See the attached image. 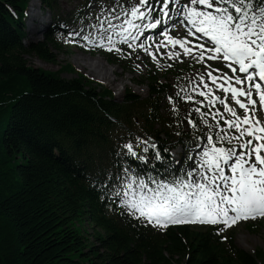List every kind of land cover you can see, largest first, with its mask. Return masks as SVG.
<instances>
[{
	"label": "trees",
	"instance_id": "obj_1",
	"mask_svg": "<svg viewBox=\"0 0 264 264\" xmlns=\"http://www.w3.org/2000/svg\"><path fill=\"white\" fill-rule=\"evenodd\" d=\"M40 1L53 23L42 41L24 46L29 0H0V264H264V252L239 248L232 230L148 228L101 191L96 181L124 160L137 171L152 170L150 159L121 158L126 149L119 142L130 128L140 127L141 139L156 142L166 161L170 137L181 142L186 135L178 114H161L167 89L153 76L147 97L126 88L117 101L82 75L60 77L75 72L69 64L55 72L29 65L30 54L56 63L53 49L60 46L50 31L69 19L87 21L83 4L79 14L61 18L55 0Z\"/></svg>",
	"mask_w": 264,
	"mask_h": 264
},
{
	"label": "snow or ice",
	"instance_id": "obj_2",
	"mask_svg": "<svg viewBox=\"0 0 264 264\" xmlns=\"http://www.w3.org/2000/svg\"><path fill=\"white\" fill-rule=\"evenodd\" d=\"M100 12L103 18L96 16L97 23L89 25L95 36L83 35L88 44L82 46L123 56L119 45H126L128 56L140 49L157 67L161 61L156 52L163 47L168 51L161 57L203 64L198 81H192V92L204 99L197 100L183 88L184 95L176 96L195 100L196 105L206 102L211 109L196 106L193 111L200 119L184 118L192 129L184 166L167 163L156 142L137 137L135 145L131 141L122 145L127 151L121 158L148 164V156L136 150L143 145L142 153L151 149L152 160L161 162L162 170L153 163L151 171H137L124 160L120 172L96 181L101 191L110 187L129 215L159 228L181 223L228 228L241 220L264 218V0H116L115 8L105 13L101 7ZM177 24L186 30L184 36L170 34ZM149 30L162 39L147 35ZM210 60L222 61L231 74L213 69ZM172 111L178 114L176 104Z\"/></svg>",
	"mask_w": 264,
	"mask_h": 264
},
{
	"label": "rangeland",
	"instance_id": "obj_3",
	"mask_svg": "<svg viewBox=\"0 0 264 264\" xmlns=\"http://www.w3.org/2000/svg\"><path fill=\"white\" fill-rule=\"evenodd\" d=\"M55 1L61 14L63 16H68L77 10V7H79L82 0ZM115 1L112 4H102L100 6L95 4V2H92L91 4L94 5V7H91V9L89 8L87 12V14L91 17V20L87 21L85 26H73L69 27L66 33H57L60 49H53L57 60L56 63L43 62L31 54L25 55L27 63L33 67L41 68L49 72H55L60 67L69 64L71 67H73L75 72L62 71L60 73V77L68 80L82 75L86 79L93 81L94 84H98L94 85L96 87V91L101 92L102 85L106 86L112 91V96L117 101L123 100V92L126 87H131L133 91H136L141 98L146 97L148 95V87L146 82L148 81L149 75L155 77L159 83H165L168 86V90L170 92L169 95L171 96L176 95L177 92H180V96L182 97L184 92H182L181 89L183 88L188 94L193 95L197 100H203L204 98L200 97L198 93L192 92V87L194 86L192 81H198L197 73L203 72L205 65L195 63V61L190 58H184L181 62L179 60L168 59L167 56L161 57V52H157V59L161 61V66L157 67L151 57L140 49H137L133 55L128 56L127 53L130 50L127 49L126 45H119L124 50L125 55H110L109 61L106 58L113 51L110 52L106 48L101 47L82 46L88 44V42L82 39L83 35L92 33L93 37L95 36V30L90 28L89 25H94L97 23L95 17L101 16V7H103L105 9V13H107L110 9L116 7ZM32 5L34 10L31 11ZM26 10L27 16L25 20H23L24 31L26 32L25 38L22 42L24 46H28L29 43L42 41L44 39L45 31L51 22L50 12L41 4L40 0H29ZM117 11H119L118 8ZM32 13L33 15H30ZM32 18L37 21H33ZM101 18H103V16H101ZM38 21H40V24H38ZM32 22H35V24L38 26L31 28L32 26H30V24ZM113 23H117V21H113ZM76 32H80L81 35H75L74 33ZM175 34L179 35L178 33ZM79 55L86 57L88 61H94L97 63L99 62L101 66V68H99L103 72L110 71L111 73H109V78L114 79L113 83L107 85L104 83L107 82L106 78L105 80L101 77L96 78V75L91 74L92 72H88L87 69L79 68L73 61V58ZM137 57H139V59H137ZM137 65H139V67H137ZM169 65H171V67H169ZM185 66L191 68V72H182V69ZM218 67L231 74L230 71H228V69H226L224 66L221 65ZM208 82L211 84L210 81ZM166 102V99L164 100V98H161L160 104L163 103L161 105V112L164 115H168L172 109L171 106H166ZM173 104H176V106L179 107L180 116L182 118L181 122L186 128L188 124L184 118L192 113L195 114L193 111L194 107L199 106L202 111L211 110L206 106V102L205 104L196 105L195 100L188 101L181 99L180 97L177 101L173 102ZM199 119L200 118L198 116V120ZM209 120L210 122L214 123V121H211V117H209ZM130 141H133V136L125 139V143ZM132 143L135 145L136 139L135 142ZM140 148H137L139 149L138 152H140ZM259 220H261V222L254 228V232L247 230V222H241L233 226L236 243L251 253H253L254 250L258 248L262 249L264 252V219ZM84 225L87 226L86 223ZM88 231L92 232V228L89 227L87 232Z\"/></svg>",
	"mask_w": 264,
	"mask_h": 264
},
{
	"label": "bare ground",
	"instance_id": "obj_4",
	"mask_svg": "<svg viewBox=\"0 0 264 264\" xmlns=\"http://www.w3.org/2000/svg\"><path fill=\"white\" fill-rule=\"evenodd\" d=\"M30 7V6H29ZM32 10H34V8H33V5H32V8H31V11ZM30 15H33V13L32 14H30ZM32 20L33 21H37V20H35V19H33L32 18ZM35 22H32L31 24H30V26H32L31 28H35V27H37L38 25H36L35 24ZM38 24H40V21H38ZM73 61H74V63L79 67V68H85V69H87L88 70V72H92L91 74H93V75H96L95 77L97 78H102V79H104L105 80V78H106V80H107V82H104V83H106L107 85H109L110 83H113V80L114 79H111V78H109V73H111L110 71H108V72H103L100 68H101V66H100V64H99V62L97 63V62H91V61H88L87 60V58L86 57H84V56H75L74 58H73ZM97 61V60H96ZM94 63V64H93ZM100 67V68H99Z\"/></svg>",
	"mask_w": 264,
	"mask_h": 264
}]
</instances>
